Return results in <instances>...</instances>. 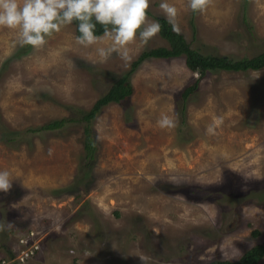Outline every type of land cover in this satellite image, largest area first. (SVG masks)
<instances>
[{"label":"rangeland","instance_id":"1","mask_svg":"<svg viewBox=\"0 0 264 264\" xmlns=\"http://www.w3.org/2000/svg\"><path fill=\"white\" fill-rule=\"evenodd\" d=\"M160 3L150 0L148 23L165 18ZM168 3L175 31L201 54L244 59L264 50V0H204L198 11L188 0ZM75 29L65 25L34 48L14 45L15 30L0 26L5 128L77 118L142 52L169 47L159 33L137 37L126 45L130 58L113 52L101 61L107 38L81 45ZM129 81L132 95L92 122L97 158L86 177L81 122L17 146L0 135V170L15 177L0 191V260L27 249L19 240L30 232L38 249L19 264H208L264 242V66L199 76L184 56L149 58ZM165 113L174 123L162 128ZM258 187L260 201L242 199Z\"/></svg>","mask_w":264,"mask_h":264},{"label":"clouds","instance_id":"2","mask_svg":"<svg viewBox=\"0 0 264 264\" xmlns=\"http://www.w3.org/2000/svg\"><path fill=\"white\" fill-rule=\"evenodd\" d=\"M150 0H0V26L15 30L13 44L31 45L40 48L53 33L76 21L75 37L81 45H90L102 40L95 33L96 25L104 27L103 37L107 46L97 49L101 61L113 52L128 59L126 45L135 38L146 43L160 31L158 21L148 23L146 10ZM188 8L201 10L204 0H188ZM160 8L175 30L177 9L161 0ZM160 127L173 126V114H162L157 121ZM213 129L209 127L208 131ZM15 177L8 169L0 170V191L7 192Z\"/></svg>","mask_w":264,"mask_h":264},{"label":"trees","instance_id":"3","mask_svg":"<svg viewBox=\"0 0 264 264\" xmlns=\"http://www.w3.org/2000/svg\"><path fill=\"white\" fill-rule=\"evenodd\" d=\"M161 25L158 32L160 37L168 42L169 47H159L152 50L142 52L139 57L131 63L130 70L114 80L108 91L93 104L88 112L80 111L77 118L74 116L61 118L49 121L37 128H27L23 132L11 131L4 127L1 122L0 116V135L6 143L15 144L16 146L22 142L23 139H28L37 134L60 133L68 124L75 122L83 123V139H82V164L81 171L84 177L89 175V170L97 158V145L93 139L92 122L98 115L101 107L109 103H122L127 100L133 93V87L129 81L130 75L135 71L138 65L145 59H169L184 56L185 64L188 68L193 69L199 76L204 75L206 72L218 71H232V72H246L248 70H258L264 66V50L258 54L244 59H231L227 56H212L201 54L197 49L190 47L182 34L176 32L173 26L167 19L159 17L156 18ZM76 25V21L72 22ZM104 32V27L97 24L95 33L101 36ZM76 36L79 35L75 29ZM197 82L191 87L185 88L182 92L183 98H187L193 90H195ZM77 114V113H76ZM74 115V114H73ZM256 188V190L249 191L242 199H259L263 196V190ZM208 191V190H207ZM13 194V193H12ZM236 195V194H235ZM11 196H7V200ZM235 200V196H234ZM253 235L258 233L255 231ZM9 257H13L12 253H8ZM264 257V242L256 244L244 252L241 257L236 261L229 260H213L208 264H259V261Z\"/></svg>","mask_w":264,"mask_h":264},{"label":"built area","instance_id":"4","mask_svg":"<svg viewBox=\"0 0 264 264\" xmlns=\"http://www.w3.org/2000/svg\"><path fill=\"white\" fill-rule=\"evenodd\" d=\"M33 235L30 232L29 236ZM29 236L23 237L21 236L19 240V244L21 247L26 246L27 249H22L20 254H14L13 257H8L6 259H1L0 264H19L20 262L27 260L29 257L34 255V252L38 249V244L36 242H30Z\"/></svg>","mask_w":264,"mask_h":264}]
</instances>
